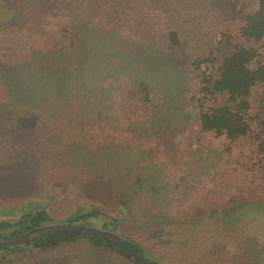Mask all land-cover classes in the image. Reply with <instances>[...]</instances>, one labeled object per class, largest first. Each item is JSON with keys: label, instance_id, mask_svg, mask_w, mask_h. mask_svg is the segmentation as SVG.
<instances>
[{"label": "trees", "instance_id": "1", "mask_svg": "<svg viewBox=\"0 0 264 264\" xmlns=\"http://www.w3.org/2000/svg\"><path fill=\"white\" fill-rule=\"evenodd\" d=\"M0 22L16 34L0 60V237L79 224L163 264L191 251V264H264V242L204 224L264 201V0H0ZM186 133L214 156L213 185L173 162L170 141ZM117 147L158 175L152 199L127 165L109 169L113 157L98 172L69 153ZM205 229L194 245L176 236ZM0 264L142 263L57 231L0 245Z\"/></svg>", "mask_w": 264, "mask_h": 264}, {"label": "rangeland", "instance_id": "2", "mask_svg": "<svg viewBox=\"0 0 264 264\" xmlns=\"http://www.w3.org/2000/svg\"><path fill=\"white\" fill-rule=\"evenodd\" d=\"M2 25L3 23L0 22ZM16 36L15 33L12 32H3L0 30V60L2 61H10L12 60V55L9 54L7 51L12 37ZM102 44H107L102 43ZM115 50V49H114ZM113 59H116V56ZM24 77H27L25 74ZM157 79H161V77H157ZM164 79H171V77H164ZM168 80V81H169ZM73 82L71 83V85ZM76 84V85H75ZM81 80H77L76 83H74V86H80ZM171 85V83H170ZM35 110V109H34ZM177 122L170 123V132H173L174 130H179L181 133L183 131V127L185 126L183 122L180 120H176ZM182 129V130H181ZM181 139H177L176 141H170L169 149L171 150L172 158L174 159L173 162L176 164V166L181 169L182 171L188 172L190 179L201 186H209L213 185L211 182V175L212 172L216 169V160L214 156L205 151L204 149L198 148V144L196 142V137L191 133L182 134ZM118 148V147H117ZM106 151V150H104ZM116 154L114 156L107 155L106 152H100L99 150H87L86 148H82L80 152H76L74 150H69V153L72 155V160L79 163L77 166H80L82 168H87L91 170H96L100 172V165L107 163L108 157H113V159L110 162L109 169L113 170V165H115L114 169L119 171H124L125 165L128 166V168H125L126 172L130 175H136L139 177V184L142 186V188L147 192L148 197L153 193V188L155 187L156 183H153V181L156 179V172L154 175L153 173H150V171L144 169L139 162V160L135 157H129L128 154L124 153V148L119 147L116 151ZM127 158L130 161L128 163L118 160V159ZM89 159L91 162H88ZM89 169V170H90ZM154 172V171H153ZM149 174V175H148ZM158 176V175H157ZM19 189L14 191V193L18 195ZM152 199V198H151ZM157 204V203H156ZM209 220V221H208ZM214 221L220 222V231L222 234H220L221 238L223 237H234L238 238L240 235H245L246 237H255L259 242H264V201L256 202L254 204H251L250 206L243 207L239 209L238 211H230L229 213H224L223 215L219 216L217 218L216 215L209 216L208 219L204 220V224L206 222H210L214 225ZM216 228H218L217 223H215ZM175 232L176 236L178 235V241H181V236L185 237L188 235H192L191 238L193 240L194 245V238L198 236L202 237H208L211 235V231L205 229V232L203 234L201 233H193L192 231L189 232ZM228 232V233H224ZM230 234V235H228ZM173 235V234H172ZM155 250L160 251H167L171 252L169 246H165L166 248H163L164 246H161L159 242L156 243H149ZM188 247V246H187ZM196 247H194L195 249ZM188 249H184V252ZM194 253V252H193ZM192 251L190 252V256L183 255L185 264H191V257L194 255ZM176 257V255H175Z\"/></svg>", "mask_w": 264, "mask_h": 264}, {"label": "water", "instance_id": "3", "mask_svg": "<svg viewBox=\"0 0 264 264\" xmlns=\"http://www.w3.org/2000/svg\"><path fill=\"white\" fill-rule=\"evenodd\" d=\"M57 231L74 232L83 235H92V236L104 238L120 245L133 259L139 261L142 264H163L159 261H156L154 259H151L143 255L142 253L137 251L127 240H125L123 237H121L120 235H118L113 231L98 227H93V226L79 225V224L50 223V224L39 225L20 234L17 237H10V238L0 237V245H9V246L20 245L25 242H29L35 238H38L40 236H43L45 234L57 232Z\"/></svg>", "mask_w": 264, "mask_h": 264}]
</instances>
